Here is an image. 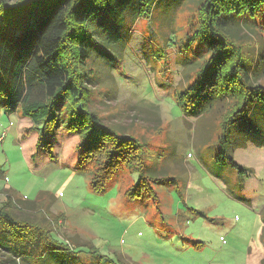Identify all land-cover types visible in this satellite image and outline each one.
Listing matches in <instances>:
<instances>
[{
    "label": "rangeland",
    "instance_id": "374dc122",
    "mask_svg": "<svg viewBox=\"0 0 264 264\" xmlns=\"http://www.w3.org/2000/svg\"><path fill=\"white\" fill-rule=\"evenodd\" d=\"M197 1L182 0L178 9L174 0L152 7L150 17L129 26L110 65L95 56L90 61L95 69L88 85L90 106L107 124L145 141L142 170L134 160L119 163L104 187L95 190L92 166L80 163L78 149L67 160L57 155L62 139L78 135L81 141L80 134L58 126L51 144L31 141L21 151L16 125L23 116L0 109V206L10 201L18 220L46 224L54 240L72 247L76 260L89 258V249L118 264H260L264 257V103L229 128L234 159L252 170L240 177L215 161L219 123L233 100L228 98L223 110L195 116L184 114L174 98L195 71L183 64L173 41L187 40L190 21L197 20ZM258 14L261 20L245 18L230 28L251 64L256 46H264L258 33L263 29L253 26L264 24V6ZM256 82L264 84V74ZM29 127L23 135L39 137V130ZM135 184L130 199L126 191ZM40 193L46 200L27 208L24 202ZM4 254L0 248V258ZM80 259L77 264H84Z\"/></svg>",
    "mask_w": 264,
    "mask_h": 264
},
{
    "label": "trees",
    "instance_id": "16d2710c",
    "mask_svg": "<svg viewBox=\"0 0 264 264\" xmlns=\"http://www.w3.org/2000/svg\"><path fill=\"white\" fill-rule=\"evenodd\" d=\"M170 1L15 0L9 4L0 0V109L19 110L33 124L29 129L39 130L38 142L43 145L52 143L58 126L80 134L79 161L91 164L94 174L90 183L95 190L104 187L119 163L134 160V165L143 167L146 143L107 124L91 108L88 85L95 69L90 61L95 56L110 65L128 37L129 26L150 17L152 7L160 3L169 6ZM174 1V9H178L182 0ZM196 4L197 20L190 21L187 40L179 45L173 41L185 57L183 64H190L195 71L174 98L184 114L195 116L206 109L223 110L225 101L233 100L219 123L220 148L215 161L247 177L252 170L234 159L236 147L230 145L229 128L247 117L256 103H264V84L256 82L264 74V46H256L257 57L251 64L252 59L244 58L237 47L238 38L230 28L242 25L245 18L261 20L258 13L264 0H198ZM263 25L253 22L255 30L263 29L258 33L264 45ZM195 42L196 49L190 54ZM138 185L126 191L128 198H135ZM44 200L40 193L37 200L24 203L31 209ZM14 207L10 201L0 206V248L5 252L0 264H77L82 258L78 252L76 260L65 241L54 240L46 224L15 218ZM260 214L264 245V205ZM85 253L99 261L97 264H118L103 260L104 255L95 249ZM89 258L80 262L88 264Z\"/></svg>",
    "mask_w": 264,
    "mask_h": 264
},
{
    "label": "clouds",
    "instance_id": "9594fccd",
    "mask_svg": "<svg viewBox=\"0 0 264 264\" xmlns=\"http://www.w3.org/2000/svg\"><path fill=\"white\" fill-rule=\"evenodd\" d=\"M16 127L20 129V132L17 134L20 139L19 148L21 151L30 144L31 141H38V137H25L23 135V129L29 127L27 118L17 117ZM80 142V137L78 135H70L65 137L59 142V146L56 149L57 155L62 160H67L73 153L78 149ZM34 147V144H33Z\"/></svg>",
    "mask_w": 264,
    "mask_h": 264
},
{
    "label": "crops",
    "instance_id": "0c3cea01",
    "mask_svg": "<svg viewBox=\"0 0 264 264\" xmlns=\"http://www.w3.org/2000/svg\"><path fill=\"white\" fill-rule=\"evenodd\" d=\"M245 146H247V144Z\"/></svg>",
    "mask_w": 264,
    "mask_h": 264
}]
</instances>
